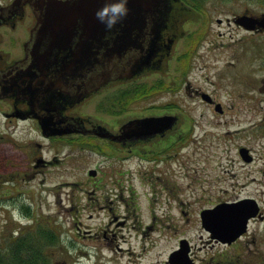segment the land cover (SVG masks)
<instances>
[{"label":"rangeland","instance_id":"rangeland-1","mask_svg":"<svg viewBox=\"0 0 264 264\" xmlns=\"http://www.w3.org/2000/svg\"><path fill=\"white\" fill-rule=\"evenodd\" d=\"M194 3L199 14L188 9V19L183 24L177 16L178 36L157 68L146 69L128 85L112 84L75 107L79 115L105 123L115 116L114 111L123 109L134 114L145 111L142 108L151 103L171 104L178 118L173 131L185 132L182 120L188 124L189 132L184 135V143L175 134L172 150L157 154L156 160L144 163L133 157L121 163L117 155L111 156L106 143L94 136L41 140L32 123L4 118L1 111L6 109V103L0 101L2 251L16 233L43 228L57 238L45 249L49 264H132L127 260L128 254L113 250L120 238L117 227L114 226L116 235L111 242L99 237L90 244L80 233L87 226L99 231L100 225L106 223V210L97 206L107 200L98 199L106 196L122 195V203L116 201L121 210L123 202L129 203L137 196L138 203L129 208L140 209L141 223L148 221L147 207L158 208L161 203L154 198V204L146 201V192L153 197L154 191L143 185L145 181L167 182L170 189L166 200L184 201L193 217L201 208L221 199L246 195L259 198L264 209V92L259 89L264 84V33H254L248 41L246 33L226 23V16L245 9L263 12L264 0ZM218 18L222 20L218 22ZM138 87L141 95L149 96L140 99L137 110H129L116 101L122 90L130 94ZM194 89L210 94L224 111L218 113L203 103ZM107 96L110 97L106 99ZM240 146L252 152L253 162L240 159ZM37 158L51 162L42 165L36 162ZM91 168L96 170L94 177L88 175ZM173 223H181L180 218ZM257 227L264 229V221L253 223L250 229ZM167 236L166 232V239ZM186 236H194L193 229ZM163 241L141 261H163L175 244ZM131 245L137 246L134 242Z\"/></svg>","mask_w":264,"mask_h":264},{"label":"flooded vegetation","instance_id":"flooded-vegetation-1","mask_svg":"<svg viewBox=\"0 0 264 264\" xmlns=\"http://www.w3.org/2000/svg\"><path fill=\"white\" fill-rule=\"evenodd\" d=\"M48 1L0 0V101L6 103V109L1 111L3 117L32 123L41 140L54 141L57 137L88 133L91 137L103 140L109 152H112L111 156L117 155L121 163L124 159L133 157L144 163L156 160L157 154H165L172 149L175 134V138L178 137L179 141H182L181 131H173L178 118L173 116L172 110L161 108V111H156L159 104L164 103H151L142 108L145 111L134 114L125 113L123 109L114 111L112 112L115 114L114 117L103 119L105 123L77 115L75 107L98 92L108 90L112 84L128 85L135 81V77L146 72V69L157 68L163 57L168 55L178 36L176 20L181 19L180 24H183L187 19L186 3L183 0H158L154 18H149L143 26L148 32L144 33L142 39L136 38L138 33L135 32L131 40L143 41V44L148 46L149 36L152 30L156 29L158 38L155 49L144 65L141 68L137 67V72H129L136 64H141L136 62L138 58L135 46H128L121 55H117L119 56L117 59L111 58L115 55L107 57L103 47L113 45L114 37L119 36L120 30L131 22H126L122 18L113 27L117 28L116 31H107L108 26L104 25L103 20L97 22L93 20L92 15L77 17L76 13H72L69 16V23L63 21L66 19L65 15L53 17V14H49L50 19H57L58 22L47 25L44 20L48 18L45 15ZM64 9L65 7L62 8ZM243 12L252 11L245 9L239 13ZM236 14L238 13L234 15ZM179 15L180 19H177ZM156 18L157 22L154 23ZM226 23L246 33L244 36L248 41L252 39V34L264 33V30L253 31L234 25L230 19ZM136 24L132 27L135 30L138 29ZM51 29H56V32ZM259 89L264 92V84ZM194 90L200 97L202 91ZM134 91L136 92L129 94L128 90H122L116 101L124 103L129 110H137L136 108L141 105L140 99L149 95L146 93L141 95L139 87ZM108 97L110 96L106 99ZM217 102L214 99L212 102L203 103L214 108ZM109 103L113 104L112 101ZM164 105L171 107L169 103ZM163 115L173 117L166 118L152 128L139 124L137 129L135 123H130L135 118L141 120L144 117ZM77 116L83 120L77 122ZM149 156H152L151 160H147ZM39 159L42 165L51 162ZM99 182L98 180L96 185ZM143 185L154 191L153 197L150 196V192H146V201L154 204L155 200L152 199L154 198L161 203L158 208L148 205V221L141 223L140 209L131 211L129 208L138 203L137 196L134 195L135 199L129 203L123 202L122 210L116 205V201L122 203L124 200L122 195L116 198L106 196L98 199L107 200L97 205L106 210V223L100 225L99 231L87 226L80 235L87 237L86 241L90 244L99 237L111 242L116 235L114 226L117 227L120 230V238L119 243L115 244L116 249L113 250L121 251V255L128 254L127 260L132 264H264V229L259 230L258 227L256 230L250 229L253 223L264 221V211L260 202L257 215L248 219L245 232L230 240L228 238L220 240L215 230L204 226L200 213L203 208H207L206 206L193 217L190 206L184 201L166 200L167 190L170 189L167 182L145 181ZM226 200L229 199L219 200L208 207ZM177 217L181 223H173ZM190 229L194 232L192 237L186 236ZM166 232L168 239L165 238ZM155 237H158L159 241ZM161 239L164 240L162 242L164 244L175 242L163 261L158 258L142 262L141 258H144L153 247L158 246ZM133 242L137 246L131 245Z\"/></svg>","mask_w":264,"mask_h":264},{"label":"water","instance_id":"water-1","mask_svg":"<svg viewBox=\"0 0 264 264\" xmlns=\"http://www.w3.org/2000/svg\"><path fill=\"white\" fill-rule=\"evenodd\" d=\"M91 7V2L88 0L80 1L78 6L81 8V11H84L83 14L92 15L93 19L97 18L96 21H102L105 26H108L107 31L109 30H117V28H113L118 24L121 18L126 19L128 23L125 29L120 30V35L118 37H114V44L113 45H106L103 48L106 51V56L111 57L110 55H121L124 49H127L128 46H135L137 48V58L136 62L141 63L138 66L144 64V60H147L148 57L151 56V52L153 51V39L155 38L154 34L152 37L151 49L148 47L146 48L145 44L142 42H138L137 40L132 42V34L137 32V37L142 39L144 37V32H148V30L144 29V24L148 21L151 17L152 13L154 12V4L155 0H109L108 2H103L101 0H93ZM103 2V3H102ZM123 4V11L122 12H113L111 9L115 5H122ZM52 3L49 4L51 6ZM132 5L131 7L134 10L129 11L126 6ZM108 8L109 11L104 13V9ZM102 14L97 17V14ZM134 14L137 18L134 19L133 17H128L129 15ZM95 21V19H94ZM136 21V22H133ZM236 22L238 24H242L243 27L247 29H264V13L261 15H249V14H241L238 15L236 18ZM137 23V24H136ZM136 24L138 29L132 28ZM106 58V57H105ZM106 61V60H105ZM108 62V61H107ZM135 65L133 67L136 68ZM207 94H202V98L208 99ZM144 120V119H143ZM143 120H136L142 122ZM245 152L247 149L241 148V155L244 159L249 160L245 156ZM90 173H94L93 170ZM253 199L245 198L240 201L232 202V203H223L219 204L213 209H206L202 211V215L204 219L206 217H211V226L212 230L216 231V234L222 240L228 238L229 240L240 235L241 232H244L246 229V222L248 218L255 214L256 207ZM215 222V223H214Z\"/></svg>","mask_w":264,"mask_h":264},{"label":"trees","instance_id":"trees-1","mask_svg":"<svg viewBox=\"0 0 264 264\" xmlns=\"http://www.w3.org/2000/svg\"><path fill=\"white\" fill-rule=\"evenodd\" d=\"M56 240L48 229L20 232L6 244L5 251L0 249V264H49L45 249Z\"/></svg>","mask_w":264,"mask_h":264},{"label":"clouds","instance_id":"clouds-1","mask_svg":"<svg viewBox=\"0 0 264 264\" xmlns=\"http://www.w3.org/2000/svg\"><path fill=\"white\" fill-rule=\"evenodd\" d=\"M113 12H122L124 9H123V5H115L112 9H111ZM109 11L108 8H105L104 9V13H107ZM101 15V18L103 16V13L102 14H99Z\"/></svg>","mask_w":264,"mask_h":264},{"label":"bare ground","instance_id":"bare-ground-1","mask_svg":"<svg viewBox=\"0 0 264 264\" xmlns=\"http://www.w3.org/2000/svg\"><path fill=\"white\" fill-rule=\"evenodd\" d=\"M131 131H133V129H131Z\"/></svg>","mask_w":264,"mask_h":264}]
</instances>
